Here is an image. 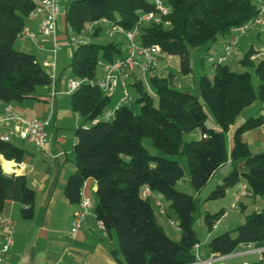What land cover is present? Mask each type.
Wrapping results in <instances>:
<instances>
[{"label":"trees","instance_id":"obj_1","mask_svg":"<svg viewBox=\"0 0 264 264\" xmlns=\"http://www.w3.org/2000/svg\"><path fill=\"white\" fill-rule=\"evenodd\" d=\"M61 1L66 23L73 33L81 34L86 24L102 19L126 30L138 26V41L145 46L158 45L166 56H178L184 74L192 71L191 49L231 36L235 27L258 14L257 2L253 0H167L169 12L160 23H140L142 13L158 12L152 0ZM37 5L36 0H0V101H23L38 86L50 83L37 56L15 48ZM101 29L96 27L94 34L98 35ZM72 49V73L84 81L71 94V107L81 115L82 123L75 131L76 169L65 187L67 199L79 204L84 182L88 178L96 180L95 212L105 228L116 231L125 263L119 258L118 261L122 264H195L198 261L195 248L200 243L194 229L196 194L213 174L228 161L232 163V171L212 191L210 199L224 197L228 188L241 180L253 197L264 195V150L253 152L243 138L247 131L264 124V116H250L235 129L230 155L226 145V133L241 112L256 100L264 103V57L252 58L257 52L250 48L240 60L247 68L245 71H235L226 63L216 65L212 76L200 77L199 95L175 87L172 74H155L151 82L157 104L138 79L132 87L141 111L137 113L126 104L112 118L103 119L111 97L95 84L98 65L100 61L113 62L123 57L122 47L115 41L100 44L86 40ZM249 68L254 69L260 80L257 89ZM206 106L219 130L208 126ZM97 118L101 119L93 123ZM195 131L201 137L186 140V134ZM145 137L151 139L157 154L143 145ZM0 154L21 161L25 151L13 142L0 140ZM180 154L187 156L195 194L177 188L185 176L175 158ZM243 162L245 167L240 169ZM146 186L170 202L169 207L178 218L179 240L172 239L158 223L151 197L143 195ZM7 201L21 203L22 216L28 219L34 214L36 192L25 176L8 175L0 167V209ZM223 212L206 214L210 231ZM235 232L236 236L226 231L213 237L208 242L209 251L215 257H223L243 245L264 247V209L249 214ZM260 254L264 264V251Z\"/></svg>","mask_w":264,"mask_h":264},{"label":"crops","instance_id":"obj_2","mask_svg":"<svg viewBox=\"0 0 264 264\" xmlns=\"http://www.w3.org/2000/svg\"><path fill=\"white\" fill-rule=\"evenodd\" d=\"M36 1L40 3L41 0ZM41 18L42 16L39 14L32 15L29 18L28 26L37 32V36L35 38L20 36V41L16 42V49L34 53L47 72L53 60L54 38L44 36L37 31ZM108 24L110 27V23ZM71 33L73 31L66 23L64 9L58 18V31L55 37L62 48L58 52L56 79L58 93L54 98L50 97V86L48 84L38 86L36 92L25 100L10 103L25 118L49 120V123L46 125L48 138L42 148L35 147L23 140L15 139L13 143L25 151L23 159L17 161L8 159L3 154H0L2 171L8 175L25 176L28 185L36 192V205L31 218H23L22 204L16 201H7L4 207L0 209L2 214L9 215L14 220V243L5 255L4 264H122L118 261L119 252L117 246L119 244L114 234V229L108 230L107 228L99 227V219L95 212L97 182L93 178H88L82 188V197H89L92 200L93 207L83 220L76 237L71 238V222L74 213L79 208V204L69 202L65 195V187L70 175L76 169L73 150L76 142L75 131L82 123L81 115L71 107V94L66 92L67 80L74 76L70 67L73 53V46L70 44ZM257 35L261 39L264 34L258 29ZM230 37L221 38L213 44L198 48L199 50L197 49L203 68L208 56L222 52ZM249 48H253L257 52L254 55L255 58H263L261 56L264 53V43L255 45V42L252 41ZM126 50L127 48L123 50L124 55ZM236 55L239 58L235 63L242 65L240 60L245 55V51L235 50ZM172 56L164 55L162 57H167V72L164 71L166 70L165 66L163 69H158V75L172 74L173 82H176L174 83L175 86L185 91H191L196 86L194 73L191 71L177 80L175 73L171 72L169 68L177 62L179 63V60L175 62ZM231 56L225 62L228 65L231 64ZM214 68L215 66L212 65L211 69ZM137 72L138 70L134 73L135 76L131 79L133 82L130 85L138 80ZM103 75L104 69L103 74H97V78H101ZM128 87H130L128 84L126 87L119 85L110 95L112 99L119 92L115 106L123 97L125 89L128 90ZM7 104L0 101V114ZM258 112L264 116V105L259 108ZM244 121L242 120L232 125L226 133V145L229 155L233 147L234 131ZM215 129L219 130L220 128L216 126ZM243 138L247 141L250 148L254 145L257 150H264V124L257 129L247 131ZM227 163L230 164V168L227 173L225 172L222 175L223 180L233 169L232 163L230 161ZM227 163L221 166L213 176L223 169ZM244 167V162L239 165L240 169ZM237 192L235 191V195ZM254 199L256 200V198ZM175 231L177 233L175 232L174 234L177 237L181 236L179 229ZM7 233V226L0 224V244L5 242ZM167 234L171 238L173 237L171 234ZM209 238L210 236L208 235L205 241H208ZM200 247L199 243L195 248L198 260L215 258L209 249L201 254L199 251ZM259 254L260 252L251 251L241 246L235 253L223 256L217 260L230 259L228 261L232 262L231 264H245L249 262L248 258L250 256ZM119 260L122 261L120 258Z\"/></svg>","mask_w":264,"mask_h":264},{"label":"built area","instance_id":"obj_3","mask_svg":"<svg viewBox=\"0 0 264 264\" xmlns=\"http://www.w3.org/2000/svg\"><path fill=\"white\" fill-rule=\"evenodd\" d=\"M158 12H146L142 13L139 19L140 23H146L154 21L160 23L162 21V16L168 14L169 8L163 2V0H152ZM258 14L253 19L249 20L245 24L235 27L232 30V35L225 45L222 52L218 54H211L208 56V61L212 65L216 66L218 64L225 63L227 59L231 56L234 47L238 44L240 37L247 34V32L252 28H257L264 34V0H257ZM64 8L62 6L61 0H41L40 3L35 7L32 15H41L42 18L38 25V32L44 36L53 37V60L50 63V67L47 71L50 78V97L58 93L56 86L57 79V62H58V52L61 50L62 46L55 39L58 31V18L62 14ZM101 23H110L109 35L113 36L117 33L124 34L126 39L129 41L128 48L123 57L117 58L113 62L100 61V65L104 69V75L95 81V84L108 96H110L117 86L123 85L127 86L128 82L135 76L134 73L138 71L155 73L160 65L161 59L164 56L163 51L158 45H142L138 41L139 28L136 26L134 29L126 30L119 24H114L112 21L107 19H102L93 23H88L82 32L87 30H93L94 27L100 25ZM20 36H28L30 38H35L37 32L32 30L28 25L22 30ZM86 38L83 35L70 36V44L72 46L79 45L86 42ZM252 58H255L253 56ZM84 79L73 76L67 80L68 94H73L81 88ZM93 83V81H92ZM133 101V98L129 91L125 89L123 97L117 102L113 109L107 110L101 118L110 119L114 116L115 111L123 105H128ZM101 118H97L93 123H97ZM49 120L41 119H27L22 116L18 111L15 110L12 104L8 103L3 112L0 114V140L4 142H13L15 139H20L35 147L42 148L47 141L48 133L46 131V125ZM144 197H154L153 192L149 187L143 188ZM244 197H253V192L249 189L246 183L242 185L240 190L236 193L235 199L232 203V207H237V203ZM156 199V198H155ZM156 205L160 207L162 213H166V209L160 199H156ZM93 207L92 200L89 197H82L79 202V208L74 213L71 222V238L76 237V234L86 216L89 214L91 208ZM227 212H223L218 221H216L214 227L217 223L225 218ZM0 224L7 226L8 233L5 238V242L0 244V264H4L5 255L10 250L14 243V220L9 215H4L0 212ZM177 226L176 222H173ZM99 227L105 228L103 221L99 220ZM245 249L262 252L264 247L255 248L252 245H243ZM221 257H213L206 260H198L195 264H213L214 261ZM247 264V263H245Z\"/></svg>","mask_w":264,"mask_h":264},{"label":"rangeland","instance_id":"obj_4","mask_svg":"<svg viewBox=\"0 0 264 264\" xmlns=\"http://www.w3.org/2000/svg\"><path fill=\"white\" fill-rule=\"evenodd\" d=\"M253 1L257 2V0H253ZM163 2L165 4H167V0H163ZM98 26L102 27V29L98 35H95L94 34L95 28ZM98 26L94 27V29L91 31L86 29V31L82 32L81 34L71 33V36L83 35L87 40H92L93 42H98L100 44H107V43H110L112 41H115V42H118L120 44V46L122 47L123 50L128 48L129 41L126 39V36L124 34L117 33V34L111 36V35H109V32H110L109 24L101 23ZM257 30H258L257 28L250 29L246 35L240 37L238 44L234 47L233 52H232V56L230 59V63H231L230 65L235 71L242 72V71H245L247 69L243 65H240L239 63H235V61H237V59L239 58V57L237 58L238 55L235 56V50L243 51V52L245 51V54H246V52L248 51L247 48L250 47L252 41L255 42V45H262L264 43V35H262L261 39H259L258 35H257ZM20 39L21 38H18L16 40V42L20 41ZM16 42H15V48H16ZM22 51H24V50H22ZM197 52H198L197 49H195V48L191 49V60H193L192 64H191L192 65L191 66L192 67V73H194V75L196 77V82H195L196 86H195V88H193L191 90V92L196 94V95H199L200 94L199 79L202 75H204L202 73H206L207 75L212 76L214 69H211L212 63L209 62L208 60L205 61V67L203 68L202 64L200 62L199 53H197ZM261 57H264V53L262 54ZM172 58L174 59L175 62H177V60H179V63H180V59L178 56L173 55ZM179 63L177 62L176 64L172 65L171 68H169V70L171 72L175 73L177 80L184 76V73L182 72ZM165 66H166V70H164V71L167 72V57L162 58L158 69H163V67H165ZM158 69L155 73H153L152 71H149V72L138 71L137 72L138 79L142 80L146 91L148 92V94L152 98H154L155 104L158 103V97L156 94V90H155L154 86L152 85L151 77L155 74L158 75V73H159ZM249 70L252 73L253 85H254L255 89H257L258 85L260 84V80H259L257 74L255 73L254 69L249 68ZM97 74H99V75L103 74V69H102L100 64L98 65ZM176 79H175V81H176ZM132 82H133V80H130L128 82V86H130V87H128V91L131 94L133 101L131 103H129L128 105L131 106L137 113H139L141 111V104L137 101V93L134 91V88L131 87L132 85H130ZM174 83H176V82H174ZM175 87H177V86H175ZM118 95H119V92H117L115 94V96L111 99L108 110L113 109V107L115 106V103L117 101ZM263 105H264V103L261 100H256L252 105L246 107L241 112V114L238 116L234 125L237 124L238 122H241L242 120H246L250 116L260 115L258 110H259V108H262ZM206 110L209 113L207 124H208V126L215 128L217 126V124H216V122H215V120L211 114V111L209 110V108L207 106H206ZM200 137H201V135L197 131L186 134V136H185L186 140H188V141L194 140V139H199ZM142 142H143V145L151 153H153V154L158 153L157 149L153 146L150 138L145 137V138H143ZM255 147L256 146L252 145L251 150L253 152H258L259 150H257V148H255ZM175 158H177L180 161V163L184 169V173H185L184 178L181 179L180 182H178V184H177L178 190L189 193V194H195V190H194V188L191 184V181H190L187 156L185 154H180V155H177ZM229 168H230V164L227 163L226 166L223 169H221L216 175L212 176L210 178V180L208 181L207 185L198 194H196V196H197V210L195 212L194 229H195V232L197 234V237H198L200 245H201V247L199 248V251L201 254L205 253L208 250V242L213 237L220 235L226 231H230L233 236H236L235 229L239 225H241L245 222V219L249 214L253 213L254 211H259L261 209H264V195L253 197V198L252 197H245L242 201H239L237 203V207H232V203L235 199V191L240 190L242 185L245 183L244 180H241L239 183L229 187V189L227 190L226 195L224 197H220L217 199H210L209 198L212 191L218 185H221L223 183L224 180L222 178L223 177L222 175H224L225 172L227 173ZM153 194H154V197L151 199H152L153 207L155 209V213H156L158 223L164 228L166 233H169L173 236L172 239L179 240L181 236L177 237V235L174 234L176 232L175 230L178 229V227L173 224V222L178 223V218H177L176 214L174 213V211L169 207L170 202L168 200H166L165 198H163V196L158 194V193H153ZM155 198L160 199L162 201L163 206L166 209V213H162L160 211V207H158L155 203V201H156ZM254 198H256V200ZM221 211L227 212L226 217L222 218L217 223V225L214 227V229L210 231L208 226H207L206 219H205L206 214H208V213L217 214ZM114 234L117 238V233L115 230H114ZM208 235L210 236V238L208 241H205ZM117 242H118V239H117ZM117 249L119 252L118 257L124 262V257L120 251L119 245L117 246ZM248 259H249V262H252V263L257 262V263L263 264L262 263L263 256L261 254L250 256ZM228 260H230V259L216 260V261H214L213 264H224V263L231 264L232 262H230Z\"/></svg>","mask_w":264,"mask_h":264},{"label":"water","instance_id":"obj_5","mask_svg":"<svg viewBox=\"0 0 264 264\" xmlns=\"http://www.w3.org/2000/svg\"><path fill=\"white\" fill-rule=\"evenodd\" d=\"M183 149H184V145H182V146H181V148H180V151H179V152H180V153H182V152H183Z\"/></svg>","mask_w":264,"mask_h":264}]
</instances>
